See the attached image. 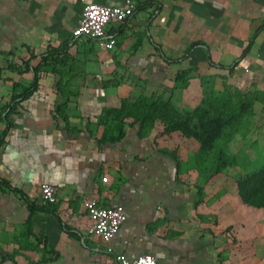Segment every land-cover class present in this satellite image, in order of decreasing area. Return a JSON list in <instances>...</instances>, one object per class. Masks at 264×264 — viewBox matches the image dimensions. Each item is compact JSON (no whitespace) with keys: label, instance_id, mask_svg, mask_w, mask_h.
Wrapping results in <instances>:
<instances>
[{"label":"crops","instance_id":"crops-1","mask_svg":"<svg viewBox=\"0 0 264 264\" xmlns=\"http://www.w3.org/2000/svg\"><path fill=\"white\" fill-rule=\"evenodd\" d=\"M89 2L123 5L0 0V264H116V255L144 254L157 264H238L237 214L208 211L207 184L183 148L166 145L156 129L140 137L137 124L106 116L123 100H87L99 89L94 79L77 97L73 74L77 45L87 41L88 63L123 73L149 66L160 78L156 90L180 73L188 89L264 100V0H133V14L105 29L113 47L95 40L97 50L72 34ZM195 43L179 63L160 57L178 59ZM52 49L65 52L45 61ZM45 183L55 196L47 204ZM90 200L126 213L110 241L90 233Z\"/></svg>","mask_w":264,"mask_h":264},{"label":"rangeland","instance_id":"rangeland-1","mask_svg":"<svg viewBox=\"0 0 264 264\" xmlns=\"http://www.w3.org/2000/svg\"><path fill=\"white\" fill-rule=\"evenodd\" d=\"M77 48L81 51L80 56L75 59L77 73L73 74L78 75V82H75L78 88L76 90L78 93L75 94L77 97L80 88L94 79L92 83L94 82L99 89H95L94 97L91 96L87 100H169L172 111H178V114L183 116L188 112L191 113L194 121L190 123L195 124L198 116L202 114L205 119H209L212 114L218 115L223 123L222 134L216 141L217 148L213 153L217 155L218 151L222 150L225 158L232 162L219 176L210 179L202 177L209 166L207 161L201 162L197 159L201 147L200 141L185 137L179 132L166 133L164 123L159 120L155 122L153 129L167 138L166 145L176 150L183 148L184 156L195 162L198 173L195 176L204 178L201 182L207 184L206 197L209 198L207 200L210 201V206H213L207 207L208 211L211 212L213 210L210 208L216 207L215 210H219L222 214L221 218L229 214L233 216L237 214L236 244L233 250L242 256L238 264H264V211L248 210L234 197L237 182L264 164V100H260V97L255 94L248 96L245 93L232 91L230 88L214 89L206 85V88L188 89L189 77L180 73L173 77V85L162 83L156 90L153 87L160 78L157 73L150 72L149 66L135 67V71L131 72H117L107 66L106 68L95 59L92 63H88L84 55L86 50L92 48L90 42H82L77 45ZM99 48L98 42L93 43V49ZM108 87L113 89L108 90ZM125 122L132 123V120L127 119ZM213 170L209 173H213Z\"/></svg>","mask_w":264,"mask_h":264},{"label":"trees","instance_id":"trees-1","mask_svg":"<svg viewBox=\"0 0 264 264\" xmlns=\"http://www.w3.org/2000/svg\"><path fill=\"white\" fill-rule=\"evenodd\" d=\"M152 44L155 48L157 47L153 42ZM199 45L198 43L192 44L186 53L178 59H170L161 51L160 57L166 64H176L187 57L189 52ZM247 51L248 49H245L243 54ZM64 52L65 49L61 51H54L52 49L50 53L43 56V59L47 61L48 57L53 56L54 53H61L63 55ZM210 63L220 68L233 69V66L226 67L214 64L213 62ZM33 90L34 88H31L26 93L28 94ZM58 91L60 92L61 90L58 89ZM178 113V111L171 110L169 100H123L118 110H107L105 115L121 117L120 122L131 119V124L138 125V134L140 137L148 135L153 130L155 122L159 120L164 123V131L166 133L179 132L185 137L197 139L201 143L199 157L197 159L201 162L205 160L209 165L207 172L204 171L205 174L202 177L210 179L211 177L219 176L223 169L232 162L225 158L222 150L218 151L217 155L213 153L215 152L214 149L217 148L216 141L222 134L223 123L220 121V118L217 114H212L209 119H205V116L202 114V116H198L195 124L190 123V121H194L191 113L188 112L184 116ZM212 169H214L213 173H209ZM8 187L11 186L8 185ZM236 188L237 200L241 206L264 211V164L258 170L247 175L243 180L237 182ZM44 210H47V208H44Z\"/></svg>","mask_w":264,"mask_h":264},{"label":"built area","instance_id":"built-area-1","mask_svg":"<svg viewBox=\"0 0 264 264\" xmlns=\"http://www.w3.org/2000/svg\"><path fill=\"white\" fill-rule=\"evenodd\" d=\"M132 14L133 0H123V5L114 6L89 2L83 6L78 25L72 34L77 38L106 40V48L111 49L114 40L108 36L106 27L111 23H123ZM41 198L45 204L55 200L54 188L51 184L42 185ZM86 208L92 220L90 233L101 237L104 241H110L126 220V213L121 206L100 207L95 200H90L86 203ZM115 262L116 264H157L154 256L150 254H144L132 260L116 255Z\"/></svg>","mask_w":264,"mask_h":264}]
</instances>
